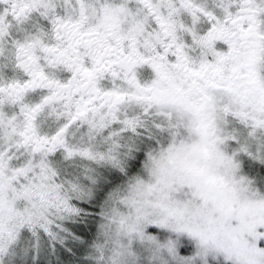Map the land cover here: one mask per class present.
Returning a JSON list of instances; mask_svg holds the SVG:
<instances>
[{"label":"snow or ice","instance_id":"6c2138e0","mask_svg":"<svg viewBox=\"0 0 264 264\" xmlns=\"http://www.w3.org/2000/svg\"><path fill=\"white\" fill-rule=\"evenodd\" d=\"M0 264H264V0H0Z\"/></svg>","mask_w":264,"mask_h":264}]
</instances>
